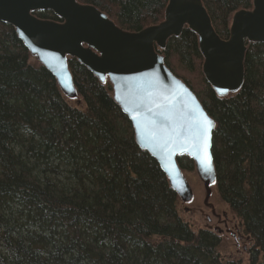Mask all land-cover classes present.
<instances>
[{
  "label": "trees",
  "instance_id": "16d2710c",
  "mask_svg": "<svg viewBox=\"0 0 264 264\" xmlns=\"http://www.w3.org/2000/svg\"><path fill=\"white\" fill-rule=\"evenodd\" d=\"M168 0H78L120 29L163 20ZM216 34L251 0H202ZM41 20H58L38 13ZM168 69L215 122L212 157L220 202L251 239L248 264H264V45H250L244 84L219 99L201 76L193 34L162 53ZM81 108L0 23V264H235L222 242L194 230L157 163L134 141L110 86L69 61ZM182 171H192L178 159Z\"/></svg>",
  "mask_w": 264,
  "mask_h": 264
},
{
  "label": "water",
  "instance_id": "95a60500",
  "mask_svg": "<svg viewBox=\"0 0 264 264\" xmlns=\"http://www.w3.org/2000/svg\"><path fill=\"white\" fill-rule=\"evenodd\" d=\"M45 12L58 22L36 17ZM0 23L14 30L30 61L53 77L74 107L81 108L82 101L69 61L100 85L108 84L137 147L157 163L177 197L178 210L221 240L223 252L234 249L232 256L249 257L250 237L242 235L237 218L217 197L212 157L216 124L168 69L162 53L187 30L196 38L201 76L211 91L219 99L236 95L244 84L248 47L264 45V0H251L249 10L231 15L226 40L216 34L202 0H168L163 20L135 33L78 0H0ZM178 159L190 161L192 171H182Z\"/></svg>",
  "mask_w": 264,
  "mask_h": 264
},
{
  "label": "rangeland",
  "instance_id": "374dc122",
  "mask_svg": "<svg viewBox=\"0 0 264 264\" xmlns=\"http://www.w3.org/2000/svg\"><path fill=\"white\" fill-rule=\"evenodd\" d=\"M179 214H180L182 220L185 223H188L190 226H192V228L194 230L200 229V225L195 221V219L189 218V214L184 213L183 210L182 211H179ZM234 251H235L234 249H227L225 251L227 253L226 255H228V256L230 255L229 257H227L230 262L235 263V264H248L247 263L248 262V259H249L248 256H243L242 254L232 256L231 252L234 253ZM225 252H223V253H225Z\"/></svg>",
  "mask_w": 264,
  "mask_h": 264
}]
</instances>
